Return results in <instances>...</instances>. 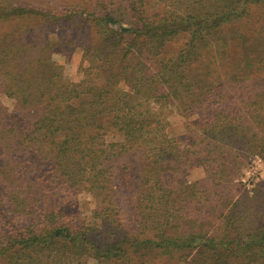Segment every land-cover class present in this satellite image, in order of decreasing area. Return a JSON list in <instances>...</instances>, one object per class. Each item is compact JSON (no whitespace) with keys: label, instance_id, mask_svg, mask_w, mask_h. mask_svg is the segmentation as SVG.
<instances>
[{"label":"trees","instance_id":"obj_1","mask_svg":"<svg viewBox=\"0 0 264 264\" xmlns=\"http://www.w3.org/2000/svg\"><path fill=\"white\" fill-rule=\"evenodd\" d=\"M252 5L264 7V0H173L162 8L156 0L87 2L83 7L0 0V22L11 26L0 34V96L15 107L0 98V264H132L153 249L150 236L162 226L166 230L182 217L189 224L186 216H177L185 200L179 190L185 188L186 196L216 194L211 185L237 176V152L264 154V90L241 95L234 107L215 91L225 77L207 91L185 93L199 83L189 67L199 61L203 45L214 48L210 68L264 66V36L249 39L236 31L239 37H228L232 33L224 32L227 24L248 19ZM74 24L90 30L80 44L77 80L53 58L60 42L72 41L51 38L54 27ZM183 34L188 36L185 48L160 58L162 48ZM152 58L153 71L147 61ZM233 72L239 73L229 71L227 82L241 87L243 81L238 84ZM170 99L187 102L185 118L201 110L196 119L184 120L185 137L167 131L169 115L163 109ZM254 121L259 131L250 130ZM136 158L138 178L127 188L133 227L102 237L57 207L53 196L80 189L96 203L92 217L104 222L118 214L123 208L121 169L129 170L124 162ZM188 164L201 166L204 177L172 187V173ZM263 207L264 200L238 198L220 214L215 233L206 238L214 264H224L221 255L233 251L224 241L238 224L245 230L235 234L242 246L235 250L246 254L243 264H264V222L255 229L244 227L251 209L255 213ZM111 222L119 226L116 219ZM189 225L194 231L177 234V248L205 236L195 221Z\"/></svg>","mask_w":264,"mask_h":264},{"label":"rangeland","instance_id":"obj_2","mask_svg":"<svg viewBox=\"0 0 264 264\" xmlns=\"http://www.w3.org/2000/svg\"><path fill=\"white\" fill-rule=\"evenodd\" d=\"M49 1L52 5L55 3H59L62 1L64 4H74L77 7H83L87 2L93 3H111L115 2V0H43ZM158 3V7L162 8L164 5H169L173 2V0L165 1V0H156ZM59 5V4H58ZM158 18V17H157ZM155 18V19H157ZM160 18V17H159ZM245 23H248V26H245ZM30 27L33 24H27ZM226 26V31H224L228 35V37H239L240 35L235 34L233 32L239 31L243 36H246L249 39L257 38V36H264V32L256 31L259 27H264V7L259 5H252L249 9V17L248 19L245 17L243 19H239L233 21ZM10 24L0 22V34L3 32L10 31ZM36 29V28H35ZM233 30V31H232ZM89 28L84 25H70V27H54L53 32L51 33V38L54 40H58V38L62 39V42L67 39L68 43L72 41L73 44L67 45L65 42L61 43L57 46V50L53 53V58L57 63L62 64L65 68V74L71 80H77L80 77V72L78 70V66L81 59L82 50L80 48V44L88 37ZM33 33H37V31H33ZM188 36L185 34L177 36L175 39L169 41L161 50L160 58L166 59L170 57H174L175 54L179 53L181 49L185 48V42L187 41ZM74 41V42H73ZM213 47H209L207 45L201 46L198 50L199 61L196 63H192L189 67L191 75L195 76L199 81V83L191 84L193 85L187 92L191 91H207L209 90L210 84L215 81H220L223 77L226 78V82H220V87L218 90V94L220 98L225 99L227 103H232L231 105L234 107L239 104L240 96L244 95V97H248V94H252L256 91L264 90V66L256 67L254 69H232L231 67H221L215 66L214 68H210L208 62L212 58ZM185 51V50H183ZM141 57H145L146 55L143 52L139 53ZM145 55V56H144ZM156 58H152L147 60L148 64L151 66L152 71L155 69L156 64L154 61ZM239 71L236 73L239 83H242L241 87L232 86L228 81L229 71ZM220 77V78H219ZM184 93V94H185ZM213 93V92H212ZM247 93V94H246ZM1 100L8 106L10 109L15 108L13 100L5 98L4 96H0ZM170 103L165 105V113H168L169 125L167 126V131L171 133V135L175 134L177 137H185V126L184 120L188 119H196L200 115V109H194V112L188 115L186 118L182 115H185L182 110L186 109L187 102L183 103V101L170 99ZM187 101V100H186ZM212 101L208 102V105H212ZM226 103V104H227ZM192 115V116H191ZM252 127L250 130L259 131L261 126H258L256 122H251ZM194 130V129H192ZM191 130V131H192ZM256 133V132H255ZM110 140L111 137L109 136ZM238 160L240 161V167L237 165V169L239 172L236 177L229 183L222 182L221 186H216L215 184L211 185V189H217L218 192L216 194H208L202 195L200 191L196 196L190 195L186 196L185 192L182 193V189L185 191V188L179 190L178 194L184 197V201L179 203V206L184 207V210L178 212V217L186 216L188 218V223L193 224L195 221L196 224L202 226L201 232L203 235V239L198 242H187L184 244L183 248H177L181 242L174 241L175 237L179 233L183 232H193L194 226H190L189 224H185V220L180 218L179 220H175L170 226L166 227L164 230V226H162V231L154 232L150 236L153 238L154 247L149 250V252L144 254L142 258H133L132 264H209L215 263L213 259L212 246H209L206 240L207 235L212 236L215 233V228L219 224V217L221 213H227L228 205L230 206L235 204V201L238 198H253V202H261L264 200V154H251L249 151H241L237 152ZM123 161V160H122ZM125 165H128L129 170L124 168L121 169V174H123V185H121L119 191L123 192L122 197L120 198V202L123 205L122 210H118V214L114 212V215L106 219L104 222L101 221L100 218L92 217L93 211L95 210L96 203L94 199L83 190L76 189H68V191H62L60 195H55L53 198L56 200L57 207L64 211L67 214H74L72 217L74 220L80 224L85 226L92 227L94 234H100L102 237H106L109 235L110 231L117 232L125 231L130 227L135 225L133 212L131 211V207L128 203V198L130 197L129 190L127 189L131 184L137 180L138 178V169L140 167L139 159H132L130 162H124ZM123 163V164H124ZM183 168H178L172 173V171L164 172L165 176L173 174L172 178L169 182L172 187L179 188L184 187V185H188L196 181L197 179L203 178V168L199 165H190L182 166ZM120 174V175H121ZM119 182L118 184H121ZM206 188V186H205ZM46 193V192H45ZM230 193L232 197H226ZM47 194V193H46ZM210 197L207 200V197ZM131 201V199H130ZM228 203V205H227ZM227 205V206H226ZM259 210V212H258ZM258 210L253 213L251 209V215L249 216V222L252 224L246 223L244 227H250L255 229L258 225V222H264V207L258 208ZM116 219L117 224L119 226H115L111 221ZM259 219V220H257ZM110 221L109 224H107ZM182 224V225H181ZM116 227V228H112ZM96 229V230H95ZM116 229V230H115ZM149 232V229H145ZM238 231H244L238 224V226L234 225L232 227V231L229 234V237L224 241V244H227V247L233 250L231 254L221 255V258L224 260V264L227 262H232L234 264H243L242 261H245L246 258L243 255L246 254H238L236 248H242L235 241V234ZM111 232V233H112ZM206 233V234H205ZM99 238V237H96ZM210 244V243H209ZM247 257V256H246ZM251 258L255 259L258 263L261 260H257L253 255ZM245 259V260H244ZM88 264H95L94 261H89ZM131 264V263H130ZM253 264V263H250Z\"/></svg>","mask_w":264,"mask_h":264}]
</instances>
